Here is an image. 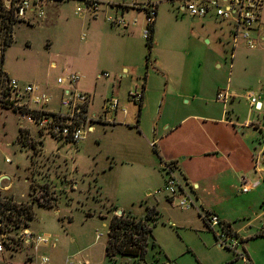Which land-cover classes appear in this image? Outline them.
I'll return each instance as SVG.
<instances>
[{
    "label": "crops",
    "instance_id": "crops-1",
    "mask_svg": "<svg viewBox=\"0 0 264 264\" xmlns=\"http://www.w3.org/2000/svg\"><path fill=\"white\" fill-rule=\"evenodd\" d=\"M66 1L74 4L78 2V0H42L45 18L39 19L37 10H34L30 13L31 22L28 24L42 23L50 27L63 23L62 25L69 27L71 24H69L70 19L66 12L69 2ZM137 1L144 2L145 0ZM152 1L157 2L158 7L152 34L153 47L149 59L147 58L149 52L148 54L146 52L147 41L143 40L142 36V31L146 26L145 15L142 9L132 6V0H110L102 13L106 19L107 16H118L131 22L127 29L112 26L109 22L101 23L99 12L88 13L83 18H78L81 27L86 26L88 31V33H82L86 36L84 40L82 35L80 37L85 44L82 48L84 52H81L82 56L76 57V60L67 62H79L78 70L74 71L80 72L82 75L77 87L81 91L94 94L89 106L90 113H97L92 110L95 92L100 96V99L103 98L100 110L105 101L111 97L118 98L120 104L127 109L126 113L121 111L117 113L116 122L113 124L93 123L88 134L94 132L98 125L108 127V135L111 137L108 144V157L114 160L111 161V168L114 167V163L115 165L120 163L115 161L120 160L121 157L128 158V161L122 159V162H129L132 171L140 173L144 178V192L150 189L151 185L160 186L158 188L160 189L167 177L162 166L173 164L175 171L180 174L179 178L184 184V189L192 196L196 204L194 210H187L181 222L183 226L190 227V230L199 231L207 244L208 250L205 254L197 253L191 245H186L188 252L194 255L200 264H245L238 258L236 252L221 247L217 243L214 232L210 230L207 221L203 218V213L206 211L216 213L228 223L231 230L239 231L247 238L244 251L251 264H264V236L259 235V227L264 225V221L258 222L264 216V199L260 196V190H257L264 183V79L258 77L254 81L242 72H246L249 65L252 68L255 67L256 70L264 69V6L260 10V19L253 31V35L260 40V46L255 50H247L244 45H241L236 50L233 61V67H236V80L233 85V79L231 83H227V86L232 88L231 93L236 94V97L230 99L231 106H229L219 102L215 97L205 98L208 92V81L201 74V69L207 62H192L186 56L183 61L179 62L170 56L166 60L163 58L162 61L158 57L153 59V48L156 47V40L159 30H161L162 4L176 2L177 9L181 14L190 15L183 10L182 0ZM167 5L169 6V4ZM190 17L192 21L198 19L203 25L219 23L220 29L227 37L224 40L222 37L219 38L223 43L226 42L225 51L227 53L230 40V25L227 22L217 18L212 12L203 18ZM134 20L137 22L132 24ZM207 43L210 41L207 40ZM59 57L60 53L57 51L52 53L50 61L54 62L53 67L58 66ZM91 62H106L108 64V73L111 72L108 77V88L111 90V95L108 97H101L102 92L97 91V89L100 90L97 80L101 76L98 73L94 75V67ZM225 62L227 63V58ZM241 64L244 69L240 67ZM150 66L153 70H150ZM217 67L220 68L221 65L217 63ZM68 70V66L61 68V72L64 73ZM139 72H143L145 76L141 81L138 80V77L134 80V75ZM233 73L232 75H234ZM60 74L57 79L67 75V73ZM128 78L131 86L122 93L123 81ZM245 81L250 84L249 86L253 88L252 92L257 93L263 103L260 113L255 112L253 108L248 113L241 112L237 106V100H247L246 93H240L242 92L241 84L246 83ZM38 84L43 90H49L52 98L51 103L46 106V110L60 111L64 87L58 85L57 82L52 85L44 82ZM135 86L143 89L144 98L141 106L128 97V92ZM190 95L192 97H189ZM214 95L216 94L211 96ZM58 98L60 99L58 100ZM191 102H194L196 107L186 108L185 105H189ZM132 106L134 110L131 111ZM86 140L87 136L79 146H84ZM68 144L70 143H65V145ZM43 146L42 142H38L39 152L35 159L48 161L44 160L45 158L41 159L38 155L42 153ZM259 152H263V168L257 170L254 157ZM253 164L255 172H252ZM76 172L75 170L72 176L74 190L78 188ZM242 179L254 185L251 192L243 193L240 190ZM11 188V176L7 173L1 174L0 190L4 192ZM49 188L57 193L55 186H49ZM145 195L150 196L151 192L147 191ZM245 198H249L250 201L248 202ZM54 203V207L40 205L38 209L56 208L60 204L59 198L54 200ZM164 205L166 204L164 203ZM150 209L157 212L153 219L146 217ZM260 210H262L261 214H259ZM115 216L124 217L134 222H146L150 225L148 228L151 230L143 241L145 252L143 257L114 252L111 258L107 256L109 261L119 263V260L125 259L126 264H173L171 257H167V249L163 247V241L154 234V229L161 220V214L156 206L147 204L146 212L139 216L135 215L132 210L127 211L115 206L112 208L109 227L115 220ZM173 224L169 225L172 227ZM58 246L57 244L54 249L41 248V253L50 255L51 264H64L65 256L61 258L57 254H48V250L53 252L58 249ZM151 250L164 254L167 261L157 258L155 254L151 253ZM81 253L83 254V252ZM85 258L89 261L88 255H85ZM4 259L5 257H3Z\"/></svg>",
    "mask_w": 264,
    "mask_h": 264
},
{
    "label": "rangeland",
    "instance_id": "rangeland-1",
    "mask_svg": "<svg viewBox=\"0 0 264 264\" xmlns=\"http://www.w3.org/2000/svg\"><path fill=\"white\" fill-rule=\"evenodd\" d=\"M96 1L100 2L99 21L106 24L108 21L102 13L110 0ZM66 2H69L66 7L71 24L69 27L62 25L63 23L50 27L42 23L31 25L12 18L13 22L9 28L1 30L0 20V75L2 70L4 75L21 84L37 86L41 92L45 91L44 93L51 97L49 90H43L37 83L44 82L49 85L55 83L62 66L69 67L67 74L78 70L79 62L67 61L76 60V57L84 52L82 48L85 44L80 37L82 33L88 31L86 26L81 27L79 17L75 14L76 6L81 0L75 4ZM176 4L167 2L161 6V30L156 47L153 48V59L158 57L162 61L163 58L166 60L170 56L178 62L186 57L192 62H207L201 69V74L208 81L205 98L217 99L219 93H230L232 88L228 87L227 83H231L232 79V85L235 83L236 67H232L233 73L228 60L225 62L227 44L219 38L222 37L224 40L227 37L220 29V24L215 22L203 25L198 19L192 21L190 16L180 13ZM10 33L12 41L6 42L7 34L9 36ZM207 40L210 43H207ZM54 51L60 53L57 67H53L54 62L50 61ZM146 52L147 54L149 52L147 47ZM217 63L221 65L220 68L217 67ZM242 64L240 67L244 69ZM91 65L94 67V75L108 72L106 62H91ZM149 68L153 70L151 66ZM245 71H242L245 76L251 77L254 81L258 77L264 79L262 75L264 69L256 70L249 65ZM66 73L61 72L60 75ZM109 73L111 75V72ZM144 76L143 72H139L133 78L136 80L138 77L141 81ZM247 79L249 81V78ZM97 83L100 88L97 91L102 92L101 97L111 95L108 78L101 76ZM130 84L129 78L123 81L121 92L124 93ZM241 85L240 93L253 90L247 82ZM95 93L92 110L100 113L103 98L100 99L97 92ZM219 102L224 104L222 101ZM227 104L231 106L230 99ZM237 106L241 112L248 113L252 110L246 99L237 100ZM185 107L193 108L196 105L191 102ZM110 140L108 127L98 125L94 132L87 133L85 145L77 146V150H74L75 146L72 144L65 145L48 133L41 134L30 117L21 116L14 111L0 110V175L7 173L12 180L11 190L4 192L0 190V195L4 199L0 205L2 229L10 235H15L24 228H29L35 233H48L58 240L59 245L53 252L48 250V254H57L61 258L83 252L84 256L88 255L91 264H126L125 259L119 260V263L109 261L106 255L112 208L117 206L127 211L132 210L139 216L146 212L147 204L154 205L161 214L159 224L154 226V234L163 241L167 257H171L173 264H200L197 258L188 252L186 245H191L197 253L205 254L208 250L207 244L199 231L183 226L181 220L187 210L171 204L164 193H157L160 186L151 185V188L144 192V178L140 173L132 171L129 162H122V159L128 161V158L121 157L115 161L120 163L116 165L114 163V167L111 168V161L114 160L108 157ZM38 142L44 144L42 153L38 154L39 157L48 161H39L38 157L35 159L39 152ZM7 158L11 162H6ZM252 169V172H255L254 164ZM72 170L77 171L75 176L78 188L67 191V183L63 182L62 178ZM175 174L180 177L178 171H175ZM49 186H55L57 193L51 191ZM257 190H260V196L264 199V183ZM41 191L44 192L40 194ZM147 191L151 192L150 196L145 195ZM58 198L60 204L56 208L38 209L40 205L54 207V200ZM245 199L250 201L249 198ZM261 213L262 210L259 211V214ZM259 220L258 222L264 221V216ZM170 223H174L172 227ZM262 227L264 225L259 227V231ZM97 235L101 237L99 240L96 239ZM27 251L19 247L11 258L7 253L0 255V264H23ZM151 253L162 261H167L164 254L155 250H151Z\"/></svg>",
    "mask_w": 264,
    "mask_h": 264
},
{
    "label": "built area",
    "instance_id": "built-area-1",
    "mask_svg": "<svg viewBox=\"0 0 264 264\" xmlns=\"http://www.w3.org/2000/svg\"><path fill=\"white\" fill-rule=\"evenodd\" d=\"M183 10L192 17L203 18L212 12L217 18L230 25L229 49L227 50V60L229 67H233L236 50L244 45L249 50H255L260 46V40L253 35V31L260 19V10L264 6V0H182ZM132 6L142 9L145 15L146 26L142 31L144 40L148 41L152 34V29L157 17V2L145 0L139 2L132 0ZM1 13L26 23L31 22L30 13L37 10V17L44 19L45 9L42 0H0ZM100 2L96 0H81L76 6L75 14L83 18L88 13L98 12ZM108 22L115 27L127 29L131 22L123 17L107 16ZM134 20L132 24H135ZM85 34L82 39H85ZM100 76L108 78L110 74L103 72ZM82 75L80 72H71L57 79V84L63 86V96L60 101V111H48L46 106L51 103L52 98L40 91L34 85H23L15 79L4 75L1 70L0 75V110L14 111L21 116H28L35 122L41 134L48 133L60 143H70L77 146L85 141L89 128L93 123L102 122L105 124L115 123L116 115L119 111L126 113L127 109L121 105L118 98L107 99L101 108L100 113L91 114L89 106L91 104V94L79 90L77 87ZM128 97L138 106H141L144 93L142 87L135 86L128 92ZM236 97L233 93H219L218 100L227 104L228 100ZM245 97L249 101L251 108L260 113L263 103L259 95L255 92H247ZM38 150V147H37ZM263 152H259L254 157L255 168H263ZM6 162H11L9 158ZM162 168L166 172V180L157 193H164L171 204H176L182 209H191L196 206L192 196L184 189V184L175 174L173 164H164ZM75 170L67 172L62 181L67 183V191L74 189L72 176ZM254 185L242 179L240 190L243 193L251 192ZM44 191H41L43 193ZM4 199L0 195V205ZM203 218L207 221L208 227L214 232L217 243L224 248L236 252L245 264H251L250 259L244 251L247 238L239 231H233L228 227L222 218L212 211L203 213ZM259 235L264 236V227L259 231ZM101 237L97 235V240ZM58 240L48 233H35L29 228L20 230L15 235H10L2 229L0 220V255L7 253L13 257L16 250H28L25 254L23 264H51L49 255L41 253L42 247L56 248ZM64 264H90L85 256L79 252L68 256Z\"/></svg>",
    "mask_w": 264,
    "mask_h": 264
},
{
    "label": "trees",
    "instance_id": "trees-1",
    "mask_svg": "<svg viewBox=\"0 0 264 264\" xmlns=\"http://www.w3.org/2000/svg\"><path fill=\"white\" fill-rule=\"evenodd\" d=\"M0 20H1V30L8 29L13 22L10 16L1 13V7H0ZM153 29H152V34L154 31ZM11 33L9 34V36L7 34L6 42L12 41ZM152 34L150 39L146 43L149 50V54L147 56L148 59H149V55H151V51L153 47ZM156 213L157 212L154 209H150L146 216L147 219L155 218ZM109 228H110L108 235L109 238L106 245L107 256L111 258V255H113L114 252L122 255H130L137 257L144 256L145 252L143 248V241L151 230L150 228H148L146 222H142V221L134 222L132 220L125 219L124 217L115 216V220L112 221Z\"/></svg>",
    "mask_w": 264,
    "mask_h": 264
},
{
    "label": "water",
    "instance_id": "water-1",
    "mask_svg": "<svg viewBox=\"0 0 264 264\" xmlns=\"http://www.w3.org/2000/svg\"><path fill=\"white\" fill-rule=\"evenodd\" d=\"M119 214H122V212H119Z\"/></svg>",
    "mask_w": 264,
    "mask_h": 264
}]
</instances>
